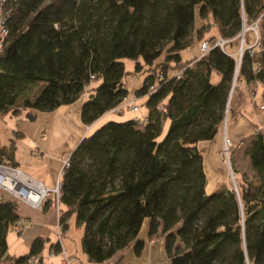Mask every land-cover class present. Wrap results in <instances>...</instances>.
<instances>
[{
    "label": "trees",
    "instance_id": "trees-1",
    "mask_svg": "<svg viewBox=\"0 0 264 264\" xmlns=\"http://www.w3.org/2000/svg\"><path fill=\"white\" fill-rule=\"evenodd\" d=\"M43 2L9 5L0 49V114L27 110L33 117L29 108L70 103L88 85L80 117L90 126L128 94L122 58L134 59L133 71L145 73L136 95L145 96L148 121L142 126L132 117L104 121L82 136L60 175L58 221L64 229L74 217L87 259L109 260L131 243L138 252L143 240L137 233L148 217L149 237L157 232L164 237L167 264H264V131L256 130L246 148L254 176L233 168L237 192L221 181L207 193L198 149L233 114L238 87L228 108L227 103L234 79L237 86L243 79L264 84V0ZM207 16L229 46L239 41L243 26L257 20V43L240 56L219 45L184 56L191 39L203 37ZM38 82L42 86L31 97L27 90ZM153 82L156 89L150 91ZM14 146V138L9 147L0 145V163L16 167ZM49 201L55 205L54 198ZM17 218L16 197L2 199L0 260ZM44 242L35 237L12 264L38 255ZM50 248L59 251V242Z\"/></svg>",
    "mask_w": 264,
    "mask_h": 264
},
{
    "label": "rangeland",
    "instance_id": "rangeland-1",
    "mask_svg": "<svg viewBox=\"0 0 264 264\" xmlns=\"http://www.w3.org/2000/svg\"><path fill=\"white\" fill-rule=\"evenodd\" d=\"M204 21L207 23V28H205L203 37L191 39L190 45L183 51L184 56L189 57L191 54L201 55L202 41L214 42L219 38L220 35H218L217 28L210 24L213 22L210 17L207 16ZM194 24L195 26L201 24L197 12L195 14ZM251 25L253 24L243 26L246 27L245 31L249 29L245 35L247 37V41L244 40L245 43H249L255 37L254 30L250 28ZM241 31L239 32V41L235 45L229 46L226 44L224 46L226 51L238 55L240 41L242 38L244 39V31ZM194 34L196 35V31H194ZM244 45L241 46V50L245 47ZM121 60L125 68L123 79L128 93L127 96L144 106L145 96H137L136 90L142 85L145 73L133 71L135 65L134 59L124 57ZM36 85L30 86L27 90L31 94V97L37 94L42 83L38 82ZM235 87L237 88L239 86L236 84ZM263 96V86L256 90V101L251 100L248 95H243L239 99L241 104L237 108L235 107L233 114L229 118L225 119L221 130L222 134L227 135L234 142L243 141L239 148H233L228 151L229 163H227L223 143H221V131L217 132L210 140H201L198 142V149L203 155L207 193L212 192L216 188L217 183L221 181H227L230 185L229 188L234 189L235 174L233 168L235 167L250 177L254 176V170L249 166L246 148L256 130L261 129L264 131V109L258 107V104L263 101ZM238 98L237 90H235L233 99L236 101ZM82 100L83 95H80L72 102L61 104L51 110L29 108L28 110L31 111L33 117L25 114L27 110L21 111V117L17 113L0 114V145L9 147L11 140L14 138V159L16 161L19 160L21 163L29 161L30 165L40 170L42 176L52 178L53 185H55L63 164L62 156L69 155L75 149L84 133L100 126L108 119H124L130 114L133 116L129 111H123L118 114H104L95 121V125L92 128L91 125H85L81 121L80 107ZM253 103L257 104V107H254ZM165 131L166 127L164 128L163 134ZM34 150L35 152H32ZM230 168L233 174H231ZM46 186L51 187L49 184ZM0 194L4 197L10 196L9 191L2 186H0ZM48 199H51V197ZM75 225V219L70 220L66 229L61 231V236L58 233L55 235L53 232L54 228L52 227L50 238L52 240L60 238V241L66 244L67 250L69 251L68 254H72V257L74 256L73 259H75L72 264H91L92 262H89L84 254L82 257L83 250L80 239L82 228L81 230L79 228L76 229ZM48 231V227L46 229L43 228L42 232L45 233V242L38 254L40 256L38 259L41 264H58L57 256L55 258L50 257L51 249L48 246V240L50 239L46 238ZM20 232H17L13 226L8 228L6 233L8 247L6 256L0 260V264H12L11 261L14 257L28 251L30 244L26 245L22 240H18L17 234ZM137 238L143 240V246L138 252L135 251L133 243H131L127 247L118 250L111 259L103 262H95V264H116L118 260L122 264H167L169 262V258L164 249L163 235L159 232L153 238H150L148 235V217L144 218L137 233Z\"/></svg>",
    "mask_w": 264,
    "mask_h": 264
},
{
    "label": "built area",
    "instance_id": "built-area-1",
    "mask_svg": "<svg viewBox=\"0 0 264 264\" xmlns=\"http://www.w3.org/2000/svg\"><path fill=\"white\" fill-rule=\"evenodd\" d=\"M12 1H14V0H0V49L2 48L3 43L7 37V33H8L7 14L9 11V5ZM243 28L245 31L246 27H243ZM250 28L254 30V34H255V37L253 38L252 43H245L243 38L240 41L241 46L243 44H245L244 46L246 48H250L251 46L255 45L258 41L257 20L254 21V24L251 25ZM228 41H229V39L224 38L222 36H219V38L216 39L214 42L213 41L209 42L207 40H204L201 43V50H202V52H206L207 50H209L211 47H213L215 45H219L222 49H224V46L228 43ZM240 52H242V50L239 51V54H240ZM175 75L177 77H180L181 71H177ZM90 77L93 78L94 75L91 74ZM157 78L158 79L163 78L162 73L159 72L157 75ZM234 86H235V80H234ZM87 88H88V85H86L84 87V91H83L82 95H85V91L87 90ZM155 89H156V85L153 82L152 84L149 85V90L154 91ZM251 99L253 101H255V93H251ZM258 107L260 109H264V104H260V105H258ZM159 109L164 110L163 105H159ZM123 111L131 112L133 114L132 118L137 122L138 125L142 126L148 121V113L144 110V106L142 104H139L136 101H134V99L128 98L127 95L123 96L122 99L120 100V102L117 103L116 105H114L113 107H111L107 111V113H115V114L117 113L118 114V113H122ZM18 116L21 117L22 113H19ZM242 143H243V141L234 142L231 139H229L226 135H224V137H223V148H224V154L226 156L227 163H229L228 151L230 149H233V148L240 146ZM32 152H35V150ZM62 162H63L62 168L59 172V176H58V179L56 181V184L53 187H47V186L43 185L41 182H38V181H36V180H34V179H32L26 175L28 177V179L34 181L35 183H37L41 187V194L39 195L38 199H36V200H33V201L29 200V198H25L21 194L14 192L13 190L5 187L1 183H0V186L4 187L6 190L9 191V193L13 194L14 196L21 198V199H25L29 202H32L37 208H41L42 207L41 204L43 203V201L47 200L49 197L54 198L55 199L56 212H57V218H58V202H59L60 187H61L60 175L62 174V169L65 166H67L69 163V156H66L65 158H63ZM2 166L19 170L17 167H13V166H9V165L4 164V163H0V167H2ZM230 172H231V174H233L231 168H230ZM234 190L237 192V187L235 184H234ZM24 193H26V192H24ZM1 200H2V197L0 196V201ZM28 223H29V221L24 219V218H17L13 223V227L16 229L17 232H20L22 230V228L24 226H26ZM57 229H58V231H60V229H61V224L58 220H57ZM57 252L62 255L64 264L70 263V257H68V255L65 254L64 250L61 249V245H60V250ZM50 255H53V252H51ZM23 264H40V260L38 259L37 255H31L25 259Z\"/></svg>",
    "mask_w": 264,
    "mask_h": 264
},
{
    "label": "crops",
    "instance_id": "crops-1",
    "mask_svg": "<svg viewBox=\"0 0 264 264\" xmlns=\"http://www.w3.org/2000/svg\"><path fill=\"white\" fill-rule=\"evenodd\" d=\"M218 31V30H217ZM219 35V33H218ZM194 56H198L196 54H191L189 55V57H194ZM188 57V56H186ZM238 90H237V93H238V96L239 98L235 101V107L237 108L241 102L239 101V99L243 96V95H248L251 99V93H255L256 94V90L259 89L260 87H264V84H262L261 82L259 81H256V80H250V81H246L245 79L241 80L240 83H238ZM252 100V99H251ZM256 101V99H255ZM254 104V103H253ZM260 104H264V96H263V101L260 102L258 105ZM257 104H254V107H257L256 106ZM235 110V109H234ZM132 115L130 114L129 116L125 117V118H131ZM95 125V122L93 123V125H91V127L93 128V126ZM167 125V122H165V126ZM90 127V129H91ZM222 129H220L219 131H221ZM218 131V132H219ZM89 131H87L86 133H88ZM84 133V135L86 134ZM221 137H222V142L223 143V137L225 134H222V131L220 133ZM227 136V135H226ZM228 137V136H227ZM253 137V136H252ZM251 137V138H252ZM250 138V139H251ZM241 146V145H240ZM238 146V148L240 147ZM237 148V147H236ZM66 156H69V155H66ZM65 156V157H66ZM13 157H14V153H13ZM62 156V160L63 158H65ZM15 161V165L16 167L22 171L25 175H27L28 177L38 181V182H41L43 185H47L49 184V186L51 185V187H53V179L50 178V177H46V176H42L41 173H40V170H38L36 167H33L32 165L29 164V161H25L24 163H21L19 160ZM59 176V174H58ZM225 184L229 187L230 185L227 183V181L225 182ZM53 185V186H52ZM10 196H14L13 194L9 193ZM0 196L2 197V199H6L8 197H4L3 195L0 194ZM16 197V196H15ZM50 199H47L46 200V204L44 206V208H37L32 202H29L25 199H21V198H18L16 197V213L18 215V218H24L26 220L29 221V223L24 226L21 230V234L18 233L17 234V237H18V240H22L23 243H25L26 245H29L31 243V241L37 237V236H40V237H44V232L43 231V228H47L49 229V231L46 233V238L47 239H50L48 240V246L50 247V244L51 243H54L56 241L59 242V244L61 245V249L64 250L65 254L68 255V257H70V263L69 264H72V262L75 260L73 259L74 256L72 257V254L69 255V251L67 250V247H66V244L61 242L60 241V238H57V239H51L50 238V234L52 233V230L51 228L53 227L54 228V234L56 235L58 233L59 236H61V232L58 231L57 229V212H56V207L55 205L53 204V202L50 203L49 201ZM73 216H71L68 220H67V223L69 224L70 220H73L74 217L72 218ZM13 226V225H12ZM76 226V225H75ZM79 228L81 230V227H77L76 226V229ZM66 228L62 229V230H65ZM61 230V229H60ZM61 230V231H62ZM82 235V234H81ZM80 239H81V236H80ZM7 240V239H6ZM8 242V241H7ZM8 245V244H7ZM8 247V246H7ZM51 252H53V255H51L50 257H58L57 259V263L58 264H64L63 263V257L61 254H59L58 252H55L54 250H52V248H50ZM50 252V253H51ZM83 254L84 256L86 257L85 253L83 252L82 253V257H83ZM21 255V254H20ZM38 256V255H37ZM17 257V256H16ZM40 257V256H38ZM113 257V256H112ZM111 257V258H112ZM87 258V257H86ZM73 259V260H72ZM72 260V261H71ZM11 261V260H10ZM90 262V261H89ZM87 263V262H86ZM41 264V263H40ZM91 264H95V262H92ZM111 264V263H110Z\"/></svg>",
    "mask_w": 264,
    "mask_h": 264
},
{
    "label": "bare ground",
    "instance_id": "bare-ground-1",
    "mask_svg": "<svg viewBox=\"0 0 264 264\" xmlns=\"http://www.w3.org/2000/svg\"><path fill=\"white\" fill-rule=\"evenodd\" d=\"M0 183L32 201L41 194V187L17 169L0 167ZM23 189L26 193H21Z\"/></svg>",
    "mask_w": 264,
    "mask_h": 264
},
{
    "label": "water",
    "instance_id": "water-1",
    "mask_svg": "<svg viewBox=\"0 0 264 264\" xmlns=\"http://www.w3.org/2000/svg\"><path fill=\"white\" fill-rule=\"evenodd\" d=\"M57 1H58V0H44L43 5H51V4L56 3ZM241 30H242L241 32H243V31H244V28L242 27ZM239 46H240V47H239V51H240V50H241V42H240ZM240 55H241V52H240L239 56H240ZM237 69H238V63H237V67H236V73H235V75L237 74ZM234 80H235V79H234ZM233 87H234V81H233V83H232V85H231V90H230L229 97H228L227 108H228V104H229V100H230V97H231V93H232ZM226 113H227V110H226ZM21 192L24 193L25 190L23 189V190H21Z\"/></svg>",
    "mask_w": 264,
    "mask_h": 264
}]
</instances>
